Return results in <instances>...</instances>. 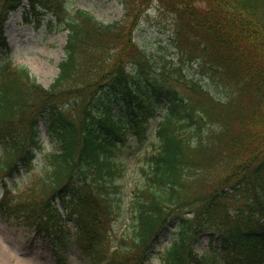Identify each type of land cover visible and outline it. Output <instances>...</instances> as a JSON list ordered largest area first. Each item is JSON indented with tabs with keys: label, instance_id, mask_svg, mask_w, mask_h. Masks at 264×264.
<instances>
[{
	"label": "trees",
	"instance_id": "trees-1",
	"mask_svg": "<svg viewBox=\"0 0 264 264\" xmlns=\"http://www.w3.org/2000/svg\"><path fill=\"white\" fill-rule=\"evenodd\" d=\"M157 1L174 15L169 37L185 76L147 69L151 60L132 39L133 0L107 24L81 9L68 14L67 0H0V50H9L8 15L23 3L26 15L68 30L47 89L2 56L0 172L10 180L20 168L30 173L35 151L45 172L15 197L2 182L0 207L52 233L53 246L74 245L90 264H264V0ZM38 118L51 152L39 145ZM144 144L126 205L121 154L141 155ZM126 219L122 245L108 253L113 226ZM203 236L207 250L194 252Z\"/></svg>",
	"mask_w": 264,
	"mask_h": 264
},
{
	"label": "rangeland",
	"instance_id": "rangeland-1",
	"mask_svg": "<svg viewBox=\"0 0 264 264\" xmlns=\"http://www.w3.org/2000/svg\"><path fill=\"white\" fill-rule=\"evenodd\" d=\"M68 14L75 8L90 10L94 16L101 21L110 22L119 20L123 15V7L119 0H67ZM135 2V12L140 13V19L134 34L135 41L142 48L139 49L149 56L151 62L146 61L147 69L153 71L154 67H164L182 76L188 74L186 69V59L177 55L172 45L169 43V36L173 29L174 15L161 10V5L156 0H133ZM4 36L7 40L9 50H0V62L4 59L21 64L29 68L30 74L43 87L47 88L55 79L58 72V63L63 58V47L66 34L51 27L47 23L46 16L26 15L23 8H19L9 15V19L4 27ZM160 74L156 73L159 77ZM198 76V75H196ZM181 90L178 83H172ZM164 108H160L158 113H162ZM161 117L160 114L157 115ZM39 141L43 145L45 152L51 149V141L47 137L44 127L40 126ZM145 146L142 145L141 156L145 154ZM1 153V147H0ZM134 154L123 151L121 160L126 166V178L118 185H128V177H134L132 172L135 167ZM131 169V172H130ZM43 174V162L41 154L36 153V169L26 176L22 173L21 179L13 175L9 183L17 188L11 192L12 196L20 194L31 183L38 181ZM6 181L8 176L0 172V177ZM2 178V177H1ZM16 181H18L16 183ZM1 192V188H0ZM112 234V231L109 232ZM67 238L73 237L72 231L66 232ZM164 245L166 241L159 239ZM208 242L207 237H202L195 251L204 250ZM68 261L66 264H87L78 257L73 249L66 250ZM0 264H62L53 254L50 241L47 236L38 235L34 230L24 225L19 218L14 215L4 214L0 210ZM150 264H158L154 258Z\"/></svg>",
	"mask_w": 264,
	"mask_h": 264
}]
</instances>
